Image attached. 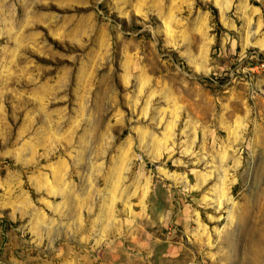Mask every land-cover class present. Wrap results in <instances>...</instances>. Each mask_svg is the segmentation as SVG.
I'll list each match as a JSON object with an SVG mask.
<instances>
[{
    "label": "rangeland",
    "instance_id": "obj_1",
    "mask_svg": "<svg viewBox=\"0 0 264 264\" xmlns=\"http://www.w3.org/2000/svg\"><path fill=\"white\" fill-rule=\"evenodd\" d=\"M262 64L264 0H0V264H264Z\"/></svg>",
    "mask_w": 264,
    "mask_h": 264
},
{
    "label": "bare ground",
    "instance_id": "obj_2",
    "mask_svg": "<svg viewBox=\"0 0 264 264\" xmlns=\"http://www.w3.org/2000/svg\"><path fill=\"white\" fill-rule=\"evenodd\" d=\"M191 154H192V153H191ZM224 158H225V157L223 156V157H222V162H223V159H224ZM218 189H219V188H218ZM144 195H146V194H144ZM221 195H226V193H225L224 190H223V192H222ZM215 197H216V196H215ZM224 197H225V196H224ZM226 197H228V200H229V201L232 200L231 197H229V196H227V195H226ZM219 198H223V197H222V196H218V199L216 198L217 201H218V203L221 204V199H219ZM198 222H199V218H198ZM199 226H200V225H199ZM253 232H254V231H253ZM175 235H176V234H175ZM247 236H248V235H247ZM250 236H251V235H250ZM173 237H174V236H173ZM173 237H172V238H173ZM172 238H171V239H172ZM249 238H250V237H249ZM169 239H170V238H169ZM176 239H177V238H176ZM209 240H210V239H209ZM251 240H252V239H251ZM258 240H259V239H258ZM247 241H248V240H247ZM249 241H250V240H249ZM249 241H248V242H249ZM248 242H247V245H248ZM210 243H211V242H210ZM261 243H263V242L261 241ZM210 245H211V244H210ZM253 245L255 246V248L253 249V251L256 252V253H260L262 249L258 246V242H254V243H252V246H253ZM250 246H251V245H250ZM181 254H182V253H181ZM185 254H186V253H185ZM122 257H123V256H121V259H122Z\"/></svg>",
    "mask_w": 264,
    "mask_h": 264
},
{
    "label": "built area",
    "instance_id": "obj_3",
    "mask_svg": "<svg viewBox=\"0 0 264 264\" xmlns=\"http://www.w3.org/2000/svg\"><path fill=\"white\" fill-rule=\"evenodd\" d=\"M262 69H263V71H264V64H262Z\"/></svg>",
    "mask_w": 264,
    "mask_h": 264
}]
</instances>
